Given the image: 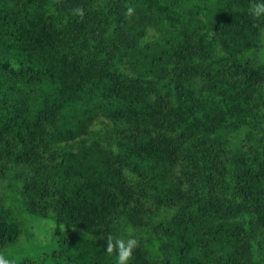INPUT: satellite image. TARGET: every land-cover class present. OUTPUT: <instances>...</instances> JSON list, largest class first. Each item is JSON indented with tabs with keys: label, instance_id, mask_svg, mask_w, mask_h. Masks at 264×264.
Listing matches in <instances>:
<instances>
[{
	"label": "trees",
	"instance_id": "1",
	"mask_svg": "<svg viewBox=\"0 0 264 264\" xmlns=\"http://www.w3.org/2000/svg\"><path fill=\"white\" fill-rule=\"evenodd\" d=\"M264 264V0H0V264Z\"/></svg>",
	"mask_w": 264,
	"mask_h": 264
},
{
	"label": "rangeland",
	"instance_id": "2",
	"mask_svg": "<svg viewBox=\"0 0 264 264\" xmlns=\"http://www.w3.org/2000/svg\"><path fill=\"white\" fill-rule=\"evenodd\" d=\"M25 220V233L21 239L2 253L8 264L25 257L40 258L54 250L61 226L53 220L21 213Z\"/></svg>",
	"mask_w": 264,
	"mask_h": 264
}]
</instances>
